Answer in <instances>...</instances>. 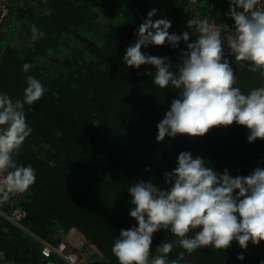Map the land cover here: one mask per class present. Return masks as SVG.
<instances>
[{"label": "clouds", "instance_id": "obj_1", "mask_svg": "<svg viewBox=\"0 0 264 264\" xmlns=\"http://www.w3.org/2000/svg\"><path fill=\"white\" fill-rule=\"evenodd\" d=\"M228 3L226 16L234 23L216 27L203 19L191 41L189 31L170 33L172 23L166 17L154 21L157 9H152L135 33L136 42L126 48L123 61L128 67L151 65L156 86L179 90L157 124V142L178 135L203 137L213 128L233 123L248 130L249 143L264 140V85L243 93L235 86L237 76L230 59L241 68L247 64L250 72H259L264 79V0ZM29 29L32 41L45 35L35 24ZM181 41L186 50L176 63L168 56L142 51L166 43L175 49ZM30 68L28 63L23 65L24 71ZM142 74L153 75L151 71ZM45 91L37 78L28 76L22 98L14 100L0 92V201L26 193L36 181L34 167L19 163L18 157L33 131L25 106L41 99ZM104 179L111 181L110 175ZM164 184L167 187L162 189L151 179L139 180L127 189L133 205L129 215L137 223L121 229L112 245L118 264H187L186 255L198 249L226 250L235 241L247 250L249 242L259 246L264 241V168L232 176L228 169L220 173L208 167L204 158L182 151L177 166L164 173ZM161 230L170 231L176 239H165L153 252L154 234ZM174 246L184 251L169 259ZM244 258L243 253L237 255L239 260Z\"/></svg>", "mask_w": 264, "mask_h": 264}, {"label": "trees", "instance_id": "obj_2", "mask_svg": "<svg viewBox=\"0 0 264 264\" xmlns=\"http://www.w3.org/2000/svg\"><path fill=\"white\" fill-rule=\"evenodd\" d=\"M56 1L50 0L48 4L52 6ZM69 2L76 9L95 7L113 10L122 5V0ZM39 3V0H26L22 7L11 8L10 17L17 15L22 19L34 16ZM228 4L225 0L223 16L229 9ZM225 19L231 20L228 17ZM88 69L86 79H79L76 84L56 82L66 88L70 96L69 106L76 119L74 122L70 120L67 131L61 137L54 133L53 141L64 146L82 141L85 149L82 158L78 159L70 152L68 161L69 169L78 178L68 180L57 173L41 174L43 186L35 190L26 204L31 208V220L42 217L44 213L58 212L65 217V221L81 229L112 264H118L111 251L112 245L121 229H128L137 223L129 215L133 205L127 189L139 180L150 179L162 189L166 188L164 173L177 166L180 152L190 151L194 158H204L208 167H214L220 173L228 169L232 176H247L258 166L264 168V140L261 139L230 145L233 136L209 131L203 137L178 135L157 142V124L177 96H170L169 93L166 96H133L128 94L127 87L117 82L101 83L99 73L96 74L94 68ZM2 73L0 70V92L10 96ZM57 91L59 96H64L62 90ZM79 109L84 115L81 117L82 126L78 123L80 117H75ZM242 138H245L243 132L239 133V139ZM105 175H110V182L105 181ZM16 195L18 204L26 207L19 202L23 194ZM165 239L171 242L176 237L164 230L154 234L153 252ZM181 251L184 250L174 246L169 259L177 258ZM239 253H243L244 260L237 259ZM0 254L4 257L2 261L0 258V264H54L56 259L55 254L50 258L43 257L40 245L7 221L0 224ZM262 260L264 241L259 246L249 242L247 250L241 249L234 241L226 250L206 247L186 255L187 264H260Z\"/></svg>", "mask_w": 264, "mask_h": 264}, {"label": "rangeland", "instance_id": "obj_3", "mask_svg": "<svg viewBox=\"0 0 264 264\" xmlns=\"http://www.w3.org/2000/svg\"><path fill=\"white\" fill-rule=\"evenodd\" d=\"M25 2L26 0H14L12 4L22 7ZM202 5L207 8V0H203ZM152 9H157L154 21L166 17L172 23L169 32L177 35L182 33L169 16L164 0H122V5L113 10L95 7L76 9L69 0H57L52 6L39 3L36 15L22 19L13 15L0 28V70L4 73L10 97L14 100L22 98L28 76L37 78L46 90L41 99L25 106L26 119L33 131L22 146L18 162L34 167L36 181L23 193V199L19 198L21 204L26 206L35 190L42 188L44 180H41V174L57 173L68 180L78 178L69 169L68 161L70 152L76 158H82L85 152L82 141L65 146L53 141L54 133L61 137L67 131L70 120L76 119L69 106L70 96L66 88L58 86L56 82H62L63 85L76 84L77 80L86 79L90 67L95 69L96 74L99 73L101 83L117 82L124 88L127 87L128 94L133 96H166L167 93L177 96L179 90L174 87L161 89L153 83L156 71L153 66L142 65L136 69L128 67L123 61L126 48L136 42L135 33ZM225 18L223 19L227 20ZM30 24H35L44 32V37L32 41ZM191 40L194 39L190 37ZM183 50H186L183 41L175 49L167 43L162 47L149 45L142 48L149 55L168 56L173 63L177 62L179 53ZM25 63L31 65L28 71L23 70ZM232 67L237 76L235 86L243 93L247 94L252 88L264 85L259 72H250L247 64L241 68L232 60ZM148 71L153 75L142 74ZM57 90H62L64 96H59ZM83 116L82 109L75 114V117H80L79 126L83 124ZM210 131L233 136L232 141H229L230 145L244 144L249 134L245 127L235 123ZM241 132L245 138L239 139ZM24 209L28 213L23 223L24 229L14 226L27 238L38 243L41 249L47 243L57 246L66 242L68 248L77 253L79 264H112L108 256L81 229L65 221L63 215L58 212L44 213L42 217L31 220V208L26 206ZM71 233L83 236L85 244L80 246L73 242L69 238ZM55 256L54 264H68L61 255L55 253ZM0 258L2 261V254Z\"/></svg>", "mask_w": 264, "mask_h": 264}, {"label": "built area", "instance_id": "obj_4", "mask_svg": "<svg viewBox=\"0 0 264 264\" xmlns=\"http://www.w3.org/2000/svg\"><path fill=\"white\" fill-rule=\"evenodd\" d=\"M14 0H0V28L6 24L10 18L11 8ZM41 4H47L50 0H39ZM203 0H164L169 16L176 22L180 31H189L191 36L196 38L201 21L207 19L209 26L223 27V24L232 25L234 21L224 20L225 0H207L208 7L202 5ZM221 18V22L219 19ZM188 21L192 22V27H188ZM231 58V57H230ZM16 194L7 201H0V224L2 221L24 229L23 223L28 217V213L22 208L17 200ZM61 255L68 264H79L77 253L68 248L66 242H61L57 246L44 244L41 254L45 258H50L53 254Z\"/></svg>", "mask_w": 264, "mask_h": 264}, {"label": "bare ground", "instance_id": "obj_5", "mask_svg": "<svg viewBox=\"0 0 264 264\" xmlns=\"http://www.w3.org/2000/svg\"><path fill=\"white\" fill-rule=\"evenodd\" d=\"M69 238L80 246L85 244V238L77 233H71Z\"/></svg>", "mask_w": 264, "mask_h": 264}]
</instances>
